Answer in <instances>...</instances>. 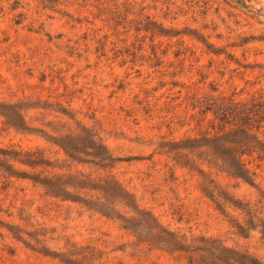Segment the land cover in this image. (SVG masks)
Masks as SVG:
<instances>
[{
	"label": "rangeland",
	"instance_id": "obj_1",
	"mask_svg": "<svg viewBox=\"0 0 264 264\" xmlns=\"http://www.w3.org/2000/svg\"><path fill=\"white\" fill-rule=\"evenodd\" d=\"M218 94L264 99V0H0V105L27 121L0 114V151L50 165L0 155V264H190L164 231L264 264V153L244 156L246 182L191 148L212 133L195 100ZM45 175L113 178L127 197L104 195L105 216L47 193Z\"/></svg>",
	"mask_w": 264,
	"mask_h": 264
},
{
	"label": "trees",
	"instance_id": "obj_2",
	"mask_svg": "<svg viewBox=\"0 0 264 264\" xmlns=\"http://www.w3.org/2000/svg\"><path fill=\"white\" fill-rule=\"evenodd\" d=\"M0 107V114L5 118V124L10 127L25 128L23 125L27 121L25 115L19 111V103L1 104ZM194 107L199 108L202 114H212L210 120L212 133H205L203 141L202 139H192L197 144L192 145L191 148L209 149L214 156L222 160L223 165L231 171L233 177L246 182L253 181L255 173L248 167L251 161H246L244 156H251L253 153L263 155L264 153V99L257 97L250 101H242L225 97L222 94L199 96L195 100ZM93 141V148L96 150L94 156L99 157L101 161L110 159V155L103 150L98 144L99 142L96 139ZM73 142L74 137L66 134L59 139L57 144L72 157L70 151L78 152L73 146ZM0 155H2L3 162L8 163L6 165L8 168H11L12 163L16 162L31 168L38 166L48 168L50 166L38 151L2 150ZM260 156L258 155V157ZM37 182L50 195L62 196V200L83 204L105 216H109L106 210L111 211L112 209L105 207L107 199L104 198V195H112L121 199L127 197L126 192L113 178L93 181L82 176L45 175ZM132 220L126 219L125 221L132 225ZM163 233L166 235L163 239L165 243L178 245L176 249L189 254L190 264H219L223 263V260H232L234 264H257L255 260L228 249H223L220 255H214L212 252H208L209 250L206 251L205 248L189 250L181 245V240L172 234L165 231ZM239 260L241 261L239 262Z\"/></svg>",
	"mask_w": 264,
	"mask_h": 264
}]
</instances>
